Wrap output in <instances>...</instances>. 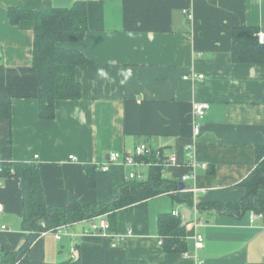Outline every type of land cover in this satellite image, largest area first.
<instances>
[{
    "label": "crops",
    "instance_id": "obj_1",
    "mask_svg": "<svg viewBox=\"0 0 264 264\" xmlns=\"http://www.w3.org/2000/svg\"><path fill=\"white\" fill-rule=\"evenodd\" d=\"M78 2L87 7L89 31L83 41L64 46L94 64L77 68L81 98L58 101L56 118L41 120L34 23L15 26L8 10L72 8ZM241 26L264 32V0H0V96L12 99L11 119H0V164L36 163L50 206H66L70 198L90 204L110 199L132 172L142 181L149 178L146 164L120 162L108 172L98 170L111 152L133 154L146 142L174 154L178 164L163 176L176 181L189 173L186 148L194 143L195 159L208 168L197 167L185 183L183 192L194 197L192 218L201 203L239 201L245 194L240 184L255 168L256 148L264 145V64H235L231 57L233 31ZM191 75L204 78L184 80ZM198 102L210 109L196 122ZM89 166L97 167L90 170L95 187ZM0 203V250L13 252L29 237L22 228L19 179H0ZM183 208L165 194L121 210L110 232L132 235L115 248L107 236L85 235L92 219L69 226L72 236L42 233L29 259L56 264L74 255L82 264H196L197 255L204 264H264V217L253 213L237 218L207 211L203 226L192 220L186 226L187 252H166L158 219ZM197 234L204 235L205 247L196 254Z\"/></svg>",
    "mask_w": 264,
    "mask_h": 264
},
{
    "label": "trees",
    "instance_id": "obj_2",
    "mask_svg": "<svg viewBox=\"0 0 264 264\" xmlns=\"http://www.w3.org/2000/svg\"><path fill=\"white\" fill-rule=\"evenodd\" d=\"M13 25L23 21L34 23L33 68L39 73V117L51 121L56 118V103L60 100H78L82 87L77 79V68L93 65L94 62L76 49L64 44L83 41L89 31L88 10L84 3L78 2L72 8H53L51 10L25 11L17 8L8 10ZM257 27L241 26L233 31L231 57L235 64H264V44H260ZM187 81V80H186ZM12 117V99L0 96V119ZM91 187H95L88 167ZM146 181L133 179L118 186L113 196L106 201L82 204L70 198L66 206H50L45 199V191L39 167L29 162H4L0 164V179L17 178L21 181L23 192L22 228L29 234L27 241L18 250H0V264H49L32 262L29 254L39 236L55 231L61 226H71L79 222L107 216L110 231L116 230L118 214L121 210L142 203L160 195L169 194L182 206L193 209L194 197L190 192L179 188L181 180L164 178L160 167L150 169ZM245 189L244 196L237 202L201 203V214L215 211L237 218L247 213L264 217V145L256 148V163L252 173L240 184ZM158 229L163 241L162 247L168 253L187 252L186 227L182 228V216L172 213L160 215ZM56 264H82L81 256ZM127 264H147L140 260H128Z\"/></svg>",
    "mask_w": 264,
    "mask_h": 264
},
{
    "label": "built area",
    "instance_id": "obj_3",
    "mask_svg": "<svg viewBox=\"0 0 264 264\" xmlns=\"http://www.w3.org/2000/svg\"><path fill=\"white\" fill-rule=\"evenodd\" d=\"M184 15L188 18L189 21H193V13L190 10L185 9L183 11ZM258 40L260 44H264V32L260 31L257 34ZM0 60H1V52H0ZM204 78L203 75L200 76H186L184 80H195L199 79L202 80ZM210 109V104L209 103H203V102H198L195 103L193 106V116L195 118V121L197 120H202L203 118L206 117ZM202 132V129L199 124L195 123V128H194V136H199ZM189 156V161H188V167H189V173L186 174L181 181L186 183V181L195 178V170L197 167L201 166L203 168H208V164L206 163H201L198 162L195 159L194 156V150H195V144L191 143L187 146L186 148ZM38 157L36 156L35 159ZM70 160H77L74 158V156H71L69 158ZM122 162L125 166L127 167H138L141 164H146L150 166L151 168L156 166L162 168L163 171L166 169L175 166L178 164V158L174 154H166L163 150L160 148H155L151 145H149L146 142L139 143L135 149L133 154H125L120 151H114L111 152L108 157L107 161L98 167V170H101L103 172H108L112 165L116 163ZM128 180H133V179H138L141 180L142 176L137 175V173L132 172L128 177ZM186 191V190H184ZM5 211V207L2 203H0V213ZM173 216H180L179 212H173ZM203 214H201L198 210V208H194V217L192 218V224H194L195 227H201L203 226ZM69 226H61L57 228L55 231H50V232H44L42 235L52 233L55 235L57 239H61L63 236H72L69 231H68ZM85 235H104L110 238L112 246L118 247L125 243L128 237H131L132 232H128L127 234H115L110 232V222L107 218V216H101L92 219L91 224L89 229L85 232ZM159 245H163L162 239L159 240ZM205 247V237L203 234H197L195 237V250L196 254L200 251L203 250ZM187 255V254H186ZM72 258H75L73 255ZM196 264H204V261L199 258L197 255L195 257Z\"/></svg>",
    "mask_w": 264,
    "mask_h": 264
},
{
    "label": "water",
    "instance_id": "obj_4",
    "mask_svg": "<svg viewBox=\"0 0 264 264\" xmlns=\"http://www.w3.org/2000/svg\"><path fill=\"white\" fill-rule=\"evenodd\" d=\"M179 188L181 191H184L187 186L184 182L180 181L179 183ZM189 189H191L189 187ZM181 216H182V228H185L188 224H190L192 220V211L189 208H183L181 211ZM77 257V256H76Z\"/></svg>",
    "mask_w": 264,
    "mask_h": 264
}]
</instances>
